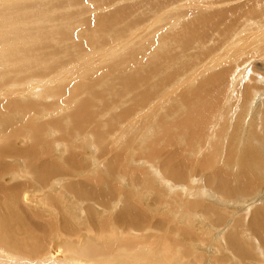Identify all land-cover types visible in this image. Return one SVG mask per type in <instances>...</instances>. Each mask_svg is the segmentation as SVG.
<instances>
[{
	"label": "rangeland",
	"instance_id": "rangeland-1",
	"mask_svg": "<svg viewBox=\"0 0 264 264\" xmlns=\"http://www.w3.org/2000/svg\"><path fill=\"white\" fill-rule=\"evenodd\" d=\"M178 1L184 4L182 5L184 8L178 6V10H176L175 6L180 3L177 5H175L176 3L159 5L158 3H165L163 0L152 2L156 3L157 6L152 8L145 0H134L135 3L141 5V10L137 13H139L138 17L144 20L137 25L140 26L138 35L142 34L140 41L144 37L142 42H151L157 38L165 37L171 45L174 40L178 39V36L181 37L183 28H188L184 26L192 20H195V37L210 26L211 20H214L210 14L214 9L225 8L235 0H197L199 6L211 10L190 15L191 17L188 16L187 19L183 18L180 24L174 25V16L179 12V14L190 12L191 7L185 3L187 1ZM258 8H262V5H258ZM162 9L166 11L168 9L170 13L165 14L166 11H162ZM250 11L254 12L255 6L251 7ZM163 13L166 16H159ZM171 13L172 15H170ZM200 15H206V17H202L203 21L200 20ZM160 28L161 32L165 30V34L157 31ZM263 34L262 29L250 34L246 40L245 38H235L233 40L235 43L231 42L232 44L228 45L231 51L239 48L241 44L247 43L249 46V51L241 59L244 66H248L247 77L239 78L236 76L235 68L240 66V63L230 68V61L223 60V66H218L216 65L217 60H213L206 65L203 77L198 82L197 79L199 78L195 73L203 64H200L201 62L196 58L193 62L188 63L184 57L185 61L181 60L178 64L180 67L182 66L185 78H188L186 85L189 87L195 80L194 92L191 93L187 89L185 92L190 95L185 99L181 96L179 99L170 98L172 95L171 88L165 87L162 95L165 96L166 100L156 102V97L161 89L149 85L148 95L142 104L130 103L127 95L115 98V92H110V89L106 88L105 95L98 100L93 108L95 112L94 117L93 114L91 116L93 120L83 129H75L77 118L76 114H73L74 109H68L64 112L62 107L54 104L53 98L46 95L43 98H37V100L31 99L34 104L31 103L29 117H33V123L43 122V120L49 122L42 129L44 133L43 142L39 145L40 157L49 158L45 155V152L49 150L48 155L53 157L56 163L65 166L67 171L72 172L78 179L88 176V182L99 187L104 196L107 197L101 202L92 198L77 197L65 188L69 179L67 175L53 176L47 185L40 182L23 185L22 189L41 195L40 206L37 210L46 212L53 219L51 221L55 228L50 232L51 244L53 246L55 242L60 243L62 251L66 255L62 257L61 254H58L60 256L55 259L57 262L59 260L82 263L81 261L86 259L93 264H244L243 259L227 248L224 240L225 232L233 227L235 221L244 211L230 210L232 209V201L229 198H226L228 206H225V197L214 189V178L210 177V174L218 165L224 164L220 172L226 177L227 173L232 174L233 177L229 180V184H234L233 179L239 169L242 149L246 143L251 142V130L253 132L257 120L254 119L255 124L251 129V116L248 117L244 114L239 117V109L245 105L243 113H247L249 110L248 103L258 100L257 98L262 102L264 101V98L261 97L264 94V55L261 49H251L262 38ZM155 36L156 38H154ZM0 40V44L3 43L4 35L0 36ZM83 40L84 37L80 43H84L83 49L87 50V46L90 45H86L89 44L87 39ZM85 42L87 43L85 44ZM116 42L111 41L110 43L116 44ZM129 42L126 41L123 45ZM185 42L184 38L182 44ZM92 44L93 47L90 49L93 51L90 50L91 52L87 50L88 52L83 51L84 53L79 55L82 52L76 51L78 58L81 57L82 69L83 71L86 69L87 73L97 68L99 69L95 74L106 69L110 64H114L112 61H116L121 55L119 52L122 47L119 49V42L115 46V50L109 49L112 45H100L101 43L96 44V42ZM169 48L166 49L167 52ZM117 49L119 50L116 51ZM175 50L173 52L180 55L181 48ZM76 52L73 53L76 55ZM194 52L195 56L199 53L195 49L188 50L184 54L189 57ZM75 55H71V58ZM122 59L124 58H119V60ZM76 63L72 60L69 64V67L73 66V68L67 69L66 80L69 76L68 81L73 79V76L70 75L73 72L71 71V73L70 70L76 69ZM78 71L80 72L81 69L74 72L78 74ZM104 72L105 75L111 73L108 70ZM170 72H175L172 66ZM146 74H151V72H144L141 76ZM213 74H217L219 80L209 81V77ZM33 75V68H29L24 69L19 74L7 72L4 80H7L5 81L8 83V87L20 88L19 91L21 92L19 93L29 89V92H34L36 89L34 81H30L34 77ZM44 77H48V75ZM24 85H27L29 89L25 88L26 86L23 87ZM209 85L212 87L209 88ZM213 85H217L216 88ZM1 86H4L3 82ZM109 86L112 87L111 84ZM204 86L208 87V91L212 89L214 93L211 90L212 92L209 91L211 94L208 95L207 87ZM201 92L206 95L200 94ZM217 93L222 94L223 100L212 117H207V120L203 119L201 111L208 106V102L211 103L217 97ZM254 93H257L256 96L258 94L261 96L254 97ZM250 95L253 98L252 101L249 100L252 99ZM201 97L204 106L199 113L200 120L195 123V113L193 112H195L197 100L202 101ZM39 102H43V104ZM201 103L198 104L199 107ZM250 105L252 106V104ZM42 107L43 110H40ZM91 110L92 107L90 106L88 111L91 112ZM40 113L44 114L45 119L39 118ZM191 114L193 115L191 116ZM68 115L73 116L71 118ZM67 118H71L69 120L71 124ZM189 118L192 122L187 121ZM61 119L62 121H60ZM236 119L239 120L236 122ZM184 120L188 122V125L187 123L185 125ZM51 121L59 124V132L48 127ZM201 122H204L202 124L203 130L200 127ZM73 126L75 127L73 128ZM93 127L97 129V132H100V129V133L104 132L100 141L92 134ZM256 129L260 135H264L262 132L264 129L262 130L261 127L262 131L259 128ZM255 132L254 135L257 138L258 132ZM198 133L201 134L200 138L197 137ZM58 143L61 144L59 147H57ZM70 151L75 152L76 161L66 163L63 159L68 154L70 155ZM262 158L260 153L259 158L255 157L256 160ZM174 165H177L181 170L178 177H174L170 171ZM256 165L262 164L257 163ZM251 172L254 174L253 166ZM31 185L36 187L33 188ZM48 192L55 198L54 203L48 202ZM128 202L134 205L137 211L135 221L122 219L116 215ZM92 211L96 213L97 223L89 219ZM219 214L222 216L221 221L218 220ZM64 217L67 218L68 228L63 225L62 219ZM100 243L104 244L106 249L110 251L108 255L89 257L85 251L86 247L98 246ZM167 245H170L171 248ZM71 257L76 260H72ZM44 258L42 257L38 264L56 263L44 260ZM67 258L71 259L68 261ZM247 261L252 264H264V257L257 253L254 257L248 258Z\"/></svg>",
	"mask_w": 264,
	"mask_h": 264
},
{
	"label": "bare ground",
	"instance_id": "bare-ground-1",
	"mask_svg": "<svg viewBox=\"0 0 264 264\" xmlns=\"http://www.w3.org/2000/svg\"><path fill=\"white\" fill-rule=\"evenodd\" d=\"M155 1L145 0L152 8L157 7L156 3H152ZM163 1L164 4H158L176 3L175 5H177L180 3L178 0ZM183 2L191 6L190 12L181 14L177 12L178 14L174 16V25L180 24L183 18L187 19L190 15L211 10L199 6L197 0H184ZM182 5L184 4L180 3L175 6L176 10H178V6ZM258 5H262V8H258ZM253 6H255V11L251 12L250 8ZM140 7L141 5L135 3L134 0H0V36L4 35V41L0 44V264H38L42 257H45L44 260L49 262H56L54 264H93V262L86 259H83L82 263L70 262L71 258L76 260L74 257L67 258L69 262L59 260L57 262L55 260L60 256L58 254H61L62 257L66 255L62 251L60 243L55 242L53 246L51 244L50 232L55 228L54 223L51 221L53 219L46 212L37 210L40 206L41 195L22 189L26 183L36 184L40 182L47 185L51 182L53 176L67 175L69 179L65 188L77 197L82 199L92 198L97 202L107 199L99 187L88 182V176L78 179L72 172L67 171L65 166L56 163V160L48 155L49 150L45 152V155L49 158L40 157L39 145L43 142L44 133L42 129L49 122L43 120V122L33 123V117H29L31 103H33L31 99L35 98L37 100V98H43L46 95L53 98L54 104L62 107L64 112L68 109H74L73 114H76L77 118L75 129H83L93 120L95 115L93 108L98 100L105 95L108 88L110 92H115V98L127 95L130 103L138 102L142 104L148 95L150 86H157L161 89L156 97V102L166 100L165 96L162 95L165 87L171 88L172 95L170 98L179 99L181 96L185 99L190 95L186 94L187 89L191 93L194 92L195 80L194 84L191 83L189 87L186 85L188 78H185V72L181 68L182 66L180 67L178 64L179 61L184 60V57H186L188 63L193 62L196 58L201 62L200 64H203L201 68L199 67V71L195 73L199 78L197 79L198 82L203 77L206 65L213 60H217L216 65L218 66H223V60L230 61V68L240 63V66L235 68L236 76L239 78L247 77L248 66H244L241 59L249 51V46L247 43L241 44L239 48L231 51L228 45L232 44L231 42L234 44L235 41L233 40L235 38H245L246 40L250 34L262 29L264 31V0H235L225 8L214 9L210 14L214 20H211L208 30L206 29V31L195 37V20L190 22L188 20L187 23L189 22V24L184 26L188 28H183L180 38L176 34L178 39L174 40L175 44L172 42L171 45L165 37L157 38L151 42H142L145 37L141 41L139 40L142 34L138 35L140 26L137 25L144 21L138 17L139 13L137 12L141 10ZM167 12L170 13L168 9L164 13ZM164 13L158 15L164 17L166 16ZM202 17H206V15H200L201 21H203ZM155 21L157 22V19ZM157 31L161 32V28ZM172 32L174 33V31ZM155 34L157 33L155 32ZM83 37L89 43L86 44L87 42H85V44L90 45L87 46L89 51L94 42L96 44L101 43L100 45H112L109 48L110 50H115V46L119 42V49L122 47V50L119 52L121 55L118 57L124 59L119 60L116 57L118 59L112 61L114 64H110L106 69L96 74L95 72L99 68L90 73H87L86 69L83 71V65L80 63L81 57L78 58L76 52H82L79 55H82L85 51L88 52L83 49L84 43H80ZM184 38L186 42L182 44ZM111 41L117 42L113 44L110 43ZM126 41L130 42L123 45ZM78 47H80V50H77ZM167 48H169L168 52ZM176 48H181L180 55L182 56L173 52ZM195 49L199 51L196 56L195 52L189 57L184 54L188 50ZM251 49H261L264 55V34ZM73 52H76V55ZM71 55L75 56L71 58ZM72 60L77 62L75 64L76 69L70 70V72H73V74H70L73 79L68 81L70 76L66 80L65 75H67V69L70 68L69 64ZM171 66L175 72H170ZM29 68H33L34 71L33 80H30L34 81L36 88L34 92H29L30 89L27 88V85L23 87L26 86L25 88L29 90L22 93H19L21 91L18 87L11 88L7 86V80H4L7 72L19 74L24 69ZM77 69H81L78 74L86 73L78 75L74 72ZM107 70L111 71L109 75H105L104 71ZM144 72H151V74L141 76ZM45 75H48V77H44ZM210 80H219V77L217 74H213L209 77ZM2 82L4 86H1ZM10 83L12 84V82ZM110 84L112 87L109 86ZM209 86V88L212 87V85ZM213 86L216 88L217 85ZM206 91L210 95L213 90L209 92L207 87ZM200 94L206 95L202 92ZM254 94L255 97L257 93ZM258 95L261 96V94ZM261 97L263 99L264 94ZM257 99L252 103H248L249 110H246L247 113H243L245 105H242L239 109V117L244 114L248 117L251 116V129H253L255 120H257V123L253 132L251 130V142L246 143L242 149L239 169L233 179L234 184H229V180L233 177L232 174L226 172V177L220 172L224 164L218 165L210 174V177L214 178V189L225 197L224 204H226V198H229L232 201L228 200L232 204L230 210L244 211L235 221L233 227L227 230L224 235L227 248L243 259L244 264H252L247 259L254 257L257 253L264 257V135H260L258 129H256H260V127L262 130L264 129V101ZM201 100L202 103L197 100V103H201V106L199 107L200 104L196 103L198 107L195 105V112H193L195 113V123L200 120L199 113L204 106L202 97ZM222 100V94L217 93V97L211 103H206L208 106L201 111V117L206 120L207 117H212ZM249 100L252 101L253 98ZM39 103L43 104V102ZM90 106L92 107V113L88 111ZM40 110H43V107ZM84 114L86 116H83ZM92 114L93 117H91ZM40 115L39 118L45 119L43 113H40ZM69 116L72 118L73 115ZM71 118H67L68 121ZM80 119L82 120L79 121ZM238 120L236 119V122ZM187 121L192 122L190 118ZM187 121L184 120L185 125L186 123L188 125ZM236 122L233 124L234 128ZM203 123L201 122V130L204 129ZM58 125L57 122L51 121L48 127L59 132ZM94 127L92 134L100 141L104 132L100 133V128V132H97ZM255 131L258 132L256 134V136L258 135L257 138L254 135ZM259 136L263 137L259 138ZM197 137L200 138L201 134L198 133ZM60 145L58 143L57 147ZM259 153L263 158L256 160L255 157L259 158ZM67 156L63 159L64 162L72 163L76 161L75 152L70 151V155ZM257 163L262 165H256ZM252 166L254 174L251 172ZM170 171L174 177L181 174V170L177 165H174ZM31 186L36 187L35 185ZM47 199L48 202H55V198L50 192L47 193ZM116 215H119L122 219L135 221L137 211L135 206L128 202ZM89 219L97 223L98 220L94 211L90 213ZM218 220H222L221 214H219ZM62 221L64 227L68 228L67 218L64 217ZM93 226L96 227L94 224ZM66 244L68 245V243ZM167 246L170 247V245ZM106 248L104 244L100 243L98 246L90 245L86 247L85 251L89 257L102 254L106 256L110 252Z\"/></svg>",
	"mask_w": 264,
	"mask_h": 264
}]
</instances>
